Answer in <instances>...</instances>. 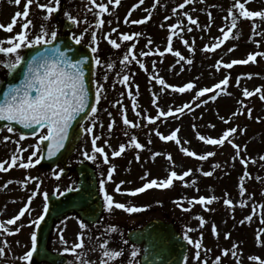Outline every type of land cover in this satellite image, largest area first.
<instances>
[{"label": "rangeland", "instance_id": "1", "mask_svg": "<svg viewBox=\"0 0 264 264\" xmlns=\"http://www.w3.org/2000/svg\"><path fill=\"white\" fill-rule=\"evenodd\" d=\"M48 2L49 0H36L29 6L30 16L28 18L33 21L29 28L30 36L39 34L42 25L46 26L49 31L56 30L58 23L54 14L51 19L45 20L46 10L37 6L38 3ZM97 2L107 3L108 0H97ZM155 2L156 0H144L143 4H139V0H121L118 6L114 3L109 4V12H112L111 17H106L105 25L96 29L94 25L97 10L91 5L90 0H65L66 7L60 15V28L63 29L67 22H71L67 19L66 13L76 17L79 23L73 24L71 34L79 36L83 33L82 41L92 47H97L98 54L107 50L105 53L109 55L108 48L116 50L104 39V34L111 32L112 28H116L117 31L112 33L111 38L117 39V42L122 46L128 41H122L119 38L120 33H141L139 37L129 41L125 47L117 49L116 57L110 54L112 64L121 63L123 55L127 52V47L132 43L138 44L140 52H148L151 49L155 55L151 58H149L150 55L144 57L148 58L151 71L145 76L139 75L138 82L140 83L141 80V85L137 84L133 88L132 99L136 98L137 108L133 109V102L127 104L130 100L128 97L126 104H120L119 101L112 103L111 115L105 113L103 115L102 108L98 107V112L92 113L84 123V129L93 124L95 127L92 133L85 131L74 154L69 157L71 171L67 176H60L59 179L53 176V170L59 171L62 168L60 165L48 170H44L37 164L30 169L14 166L7 172L0 171V215L2 216L0 221H6L7 218L10 219L18 215L19 208L28 203V197L33 195L34 190H38L29 205V211L17 221L16 225L7 226L10 232H14V229L19 226H22L21 230L15 234L0 233V247H4L5 240L8 242L5 254L0 256V264H9L8 262L11 261L13 264H27L20 257L28 250L31 233L36 230L31 221L39 217L44 209L45 200L42 193L45 191L49 194L59 193L68 187L75 186L77 175L72 170L82 160L90 162L95 167L99 176V186L100 181L105 180L106 188L110 194L114 195L116 201L141 207L143 210L128 213L115 209L110 213L104 209L101 220L95 225H89L84 230L80 228L78 222L80 217L76 213L68 214L55 222L49 246L54 251L65 254L68 259L66 264H101L105 259L101 247L105 239L109 241V250L122 252V255L110 261V264H140L142 248L131 244L126 238V233L129 229L140 227L154 218L173 222L183 236L185 231L191 229L189 236L193 241L200 239L201 233L203 234L200 259L195 258L194 244L188 243L189 251L185 264H203L205 258H207L208 264H215L217 256L221 257V264H259V261L249 259L253 255L264 259V243H257V232L264 229V222L261 220V217L264 216V208L261 207L264 205V160L260 159L261 156H264V100L258 93L251 97L243 95L244 88L253 92L256 88L264 89V57L257 56L256 62H249L244 66L233 65L228 70L224 67L219 70L216 68L217 61L222 60L226 64L234 59H246L250 53H264V20L260 18H255V20L240 19L237 29L233 30V38L225 41L215 51L205 52V45L215 43V39L223 35L220 31L221 27L230 24V21H225L224 17L228 15V10L233 6L235 0H190V4H186L183 9L178 6L184 0H159V3H156L153 8ZM25 3L26 0H21L19 5L15 3V0H0V23L4 25L11 23L17 11L23 12ZM137 4L139 7L132 11L133 5ZM246 7L249 10L264 11V0H250ZM174 8L177 9L176 13L172 11ZM146 9L148 11H145ZM130 11H132L131 16L128 15ZM149 12H151V17L147 22L131 23L132 20L142 19L149 15ZM184 12H188L197 20V23L190 24L188 18L183 15ZM209 13H211V19H209ZM126 17L128 23H125ZM165 17L171 18L166 20ZM108 21L111 23L109 24ZM178 21L183 22L184 31L180 36H173V49L174 51L178 50L184 57L190 58L191 64L187 63V59L177 63L179 58L174 55V52H165L163 56L155 52L157 47L161 51L167 47V37L171 34L168 25ZM23 22L17 18L12 32L0 29V41H6L8 37L20 32ZM254 22L257 25L256 32L260 34L253 33ZM207 25L210 27H206ZM189 27H191V31H188ZM153 28H155V32ZM94 31L97 34L98 43L92 40ZM177 31L179 30L177 29ZM153 32L155 36H153ZM147 38H151V45L148 44ZM182 40H188L194 51H190ZM4 46L8 45L5 43ZM230 48L233 49L231 52H229ZM23 51L24 49L20 54ZM14 58V55L8 57L0 54V61L7 62ZM148 60L146 61L148 62ZM153 62H155V67L152 68ZM173 65L175 67H171ZM99 66L100 77L98 79L97 70L99 67L95 64V74L97 75L95 85L96 87L98 84L103 85L102 106H104L109 103L112 95L120 98L119 89L126 84L119 82L123 76H119L118 71H114L112 68L111 73L107 74V69L103 70L101 64ZM134 66L136 65L134 64ZM9 72L10 70L6 66L0 65V82ZM226 73H232V79L229 80L226 91L220 92L215 100L209 99L214 93H207L205 97H196L193 100L194 104H190L191 110L185 108L183 115L177 113L167 118L161 117L155 123H148L147 116H157L159 109L167 111L169 108L175 109L189 104L190 98L194 95L192 91L180 93L162 88L159 83L151 79L152 76L159 75L165 79L167 84L177 86H183L192 81L196 84L192 90L199 91L203 87H212L222 80ZM246 73H252V78L244 76L237 85V78ZM105 75L108 76L107 80L104 79ZM154 96L159 98L156 100V104L153 103ZM201 101H207V103ZM240 101H243L245 107L241 106ZM118 109L119 116L113 115L112 111L116 112ZM124 109L127 110L128 118L138 123L140 127L132 128L123 123L122 112ZM248 109H251V117L248 115ZM137 113L140 115L137 116ZM233 113L238 114L233 115ZM220 117H224V120H221ZM113 120L115 124L109 131V124ZM194 125L195 127H193ZM211 125H215V127L213 128ZM232 127L237 128L232 142L241 146L240 156L235 160L232 159L236 155L232 143L226 141L223 146H211L198 139V133L218 138L226 131V128ZM177 128L180 129L177 133L181 141L179 145L174 141H164L156 134L158 130L164 135H169ZM2 129L0 131V161L8 160L10 162L11 155L18 148L16 141L20 139V134L17 131L8 132L7 127ZM46 131L47 129L43 130L45 133ZM93 135L100 137L98 145L104 146L105 140L111 145L110 148L105 146V150L109 153L110 163H105L102 156H99L95 161L88 160L84 156L85 151L89 153L92 151ZM133 135L145 145V148L139 150L134 146H129L121 156L112 157L111 152L118 150L121 143L127 144ZM6 136L10 138L8 141L4 140ZM37 140L38 136H28L20 141L19 147L27 148V151L23 153L25 161L33 151L28 146L35 145ZM181 147H188L197 153L214 151L216 155L209 157L206 161H201L185 155L181 151ZM137 152L140 153L139 161L136 160ZM157 152L161 155L153 159V153ZM168 153L173 156L175 171L183 173L188 169L193 170L192 174L185 178L188 186L177 180L171 188H152L135 196L115 192L116 185L121 181H125L120 184L122 190L141 187L146 182L141 179L145 172L149 173L147 180L167 178L173 169V163L166 158ZM241 158L249 160L247 172L250 173V177H245L246 169L241 163ZM35 159L36 157L33 158V160ZM111 164L116 165V171L113 173L112 181H107V173ZM216 164H219L220 167L213 171V166ZM200 169L213 171V175L206 177ZM26 176L37 179L28 182L25 188L19 182L24 181ZM241 177H244L246 188L243 196L239 189ZM9 180H12L13 183L8 184L7 188L3 187ZM193 180L196 181L195 185L191 183ZM101 195L103 199L102 192ZM200 195H214L218 198L208 206L212 210H205V207L200 204H189L191 198ZM40 196H42V200H40ZM182 197L188 198L183 200V208L177 203ZM225 198L232 199L234 207L225 205ZM241 201H247V204L241 206ZM188 208L191 210H184ZM249 215H252V220H245V217ZM4 216L7 218H3ZM199 216H203L206 220L203 227L200 226ZM242 220H245L243 224L240 223ZM213 224L217 228L218 236L213 233ZM112 226H115L118 231L112 232L110 230ZM82 231L84 247L78 249L76 253L64 252V248H70L74 243L79 242L77 234ZM225 233H230V236L225 238ZM61 234H63V239H61ZM260 239L264 241V232H261ZM234 244L236 245L235 249H233ZM223 249H229L228 256L222 255ZM134 250L137 251L135 257L131 255ZM233 250L236 251V256L231 255ZM32 264L48 263L32 261Z\"/></svg>", "mask_w": 264, "mask_h": 264}, {"label": "snow or ice", "instance_id": "2", "mask_svg": "<svg viewBox=\"0 0 264 264\" xmlns=\"http://www.w3.org/2000/svg\"><path fill=\"white\" fill-rule=\"evenodd\" d=\"M21 0H15V3L19 5ZM36 0H26L25 7L23 12L17 11L12 19V22L4 25L0 23V29H4L8 32H12L14 26L17 23V18L24 21L21 25V31L16 33L13 36L7 38L6 41H0V54H4L5 56L11 57L14 55V60L9 59L7 62L0 61V65H4L7 69L11 72H14L19 65H21L22 61H24L25 57L22 56L21 50L28 49V48H35L36 46H42V51H37L35 55L31 56V60L27 62L26 72L23 74V79L20 80L19 83L9 84L7 86V90L3 91V98L0 99V120L9 122L7 125V131L13 132L15 131L14 125H22L23 128L29 129V132H21L20 139L16 141L18 148L16 152L11 155L10 162L8 160L0 161V171L7 172L12 167H20L23 169H30L35 165L39 164L41 160L45 157L52 158L56 156L60 151L65 147L66 142L69 139L70 131L72 129L73 123L77 121V118L81 116V113H85L86 109H89V84L86 80V69L85 63L89 59L88 56H84L81 59H73L70 55H68L69 49L62 50L59 46L54 45L53 42L57 40V31L52 30L49 31L46 26H41V31L39 34L34 36H30L29 28L33 24V21L29 19L30 10L29 6L35 3ZM121 0H108L107 3L105 2H97V0H90L91 5L95 7L97 10V19L95 22L94 27L96 29L102 28L105 24V20L103 19L106 13H109V4L119 5ZM190 0H184L183 3L179 4V8L183 9L186 4H188ZM250 0H235V3L231 8L228 10V15L224 17L225 21H230V24H226L224 27H221L220 31L223 33L221 37L215 39V43L211 45H205L204 51H215L216 49L220 48V46L230 38H233V30L237 29L238 21L240 19H252L260 18L264 20V11L260 10H249L246 7ZM144 0H139V4H143ZM156 3H159V0L153 4V8H155ZM139 4L133 5L132 11L139 7ZM37 6L40 9L46 10V15L44 17L45 20L51 19L52 15L58 12L61 8V0H49L48 3H38ZM132 11L128 13L131 16ZM145 11H148L147 9ZM173 13H176L177 9L172 10ZM184 16L188 18L190 24H196L197 20L194 19L188 12L183 13ZM209 19H211V13L208 14ZM67 19L71 21L73 24L79 23L78 19L72 16L69 13H66ZM151 17V12L149 15L143 17L142 19L132 20V24H142L147 22ZM171 17H165V19H170ZM86 22V21H85ZM128 18H125V23H128ZM110 24L111 21H108ZM163 27V25H161ZM169 29L171 30V34L167 37V47L161 51L160 48H156L155 52L159 53L160 56H163L165 52L173 53L176 57L179 58L177 63L182 60L187 59V63L191 64L192 60L190 58L184 57L178 50L174 51L173 49V36H180V34L184 31L183 22L178 21L175 24L168 25ZM206 27H210L207 25ZM177 29L179 31H177ZM226 29V30H225ZM257 25L253 23V33L260 34L256 32ZM191 27L188 28V31H191ZM117 31L116 28H112L111 32L104 34V39L110 43L116 49L121 47V44L117 42V39L111 38L112 33ZM141 33L136 32L132 34L128 33H120L119 38L122 41H132L134 38L139 37ZM182 38V37H181ZM83 39V33L79 36L73 35L72 40L75 44H80ZM92 40L97 42V34L94 31L92 33ZM182 42L189 47L190 51H194V49L189 45L188 40H182ZM5 43L8 46H4ZM148 44L151 45V39L148 40ZM235 47V46H234ZM136 48V44L132 43L127 52L123 55V59L121 61L122 65L127 67L129 63L133 60L139 64V66L148 71L147 67L141 60H137L134 49ZM233 49L230 48L229 52ZM91 51L93 54L97 53V47H91ZM149 52H140V56H147ZM257 56L264 57V53L257 52V53H250L247 55L246 59H234L229 63H224L222 60L217 61L216 68L219 70L221 67L231 69L233 65H246L249 62H256ZM131 57V59H130ZM95 64L99 66L101 64V59L99 56L95 58ZM108 69H112L114 65L112 63H108L106 65ZM153 67H155V62H153ZM175 67V65L171 66ZM252 73L242 74L241 77L237 78V85L240 83V79L246 76L247 78H252ZM104 79L107 80L108 76L105 75ZM152 80H155L159 83L162 88L171 89L173 91H178L180 93H184L186 91H191L196 87V84L192 81L185 83L183 86H177L172 84H167L165 79L159 75H154L151 77ZM230 74L226 75L222 80L218 83L214 84L212 87H203L200 88L197 92V98L203 97L206 93H214L209 97L211 100H215L220 92H225L226 87L229 84ZM122 84H128L129 76L124 75L122 79L119 81ZM138 88V86H137ZM102 89L103 85H97L96 92H95V101L98 104L102 98ZM260 94V98L264 100V89L256 88L253 91H249L248 88H244L243 95L245 97H251L254 94ZM129 95H132L131 88H129ZM230 94V93H228ZM159 99L158 97L154 96L153 103L156 104V100ZM202 103H207V101H201ZM242 107H245L243 101H240ZM133 109L137 108L138 105L136 104L135 100L132 103ZM159 108V106L157 105ZM199 107V105H197ZM188 108L191 110L190 104H185L182 107H178L175 109L169 108L167 111L163 109H159V113L157 116H147L146 119L149 124L155 123L157 120H160L161 117L167 118L169 116H174L175 114L179 113L180 115L184 114V109ZM91 113L96 114L98 112V108L93 106L90 108ZM238 113H233L236 115ZM243 114V113H239ZM111 115V113L109 114ZM140 113H137L139 116ZM248 115L251 117V109H248ZM122 119L125 125L131 126L133 128H138L140 125L138 123L133 122L131 119L128 118L127 110L124 109L122 112ZM221 120H224V117H220ZM230 119V118H229ZM115 121L109 124V131H111L112 127L114 126ZM95 124L91 127H87L84 131L88 133L93 132V128ZM195 127V125L193 126ZM211 127H215V125H211ZM44 129H47L46 133L43 132ZM3 129H0L2 131ZM180 131L179 128L172 131L169 135H164L163 133L156 131V134L160 137V139L164 141H174L176 144H181L180 139L178 138L177 133ZM237 132L236 127L228 128L226 131L223 132L221 136L218 138H214L212 136H205L201 134L198 135V139L200 141L205 142L207 145L211 146H223L226 141L232 143V147L235 149L236 155L232 157L235 160L237 157L240 156L241 146L232 142L233 135ZM127 135V133H125ZM28 136H38L37 143L35 145H29V148H32L33 151L28 156L27 160L23 158V153L27 151V148H20L19 144L20 141L24 140ZM9 137H4L5 141H8ZM100 139L99 136L93 135L92 136V151L91 153L85 151L84 156L88 160L95 161L99 156L103 157V161L105 163H110L109 153L105 150V146L111 147L109 142L105 140L104 146L98 145V140ZM47 142V143H45ZM151 143V141H149ZM129 146H134L136 149L143 150L145 145L141 143L136 136H132L127 144L121 143L119 145L118 150H113L111 152L112 157H119L123 153H125L126 148ZM246 148V146H245ZM181 151L188 156L196 157L201 161H206L209 157H213L216 155L214 151H208L203 154H198L197 152L190 150L188 147H181ZM39 154V155H38ZM161 155V153H153V159L155 157ZM36 157L35 160L33 158ZM167 160L173 163V169L170 171L167 178L158 179L153 178L151 180H147L149 175L148 172H145L144 176L141 177L142 180H146V182L141 186L135 189H127L122 190L120 184L125 183V181H121L120 184L116 185L115 192L120 194H131L133 196L144 193L146 190L152 188L158 189H167L171 188L174 185L175 181H180L188 186L187 181L185 180L186 177H189L193 170L188 169L183 173H178L175 171L173 156L171 153L167 154ZM261 160H264V156L260 157ZM136 160H140V153L137 152ZM255 162V161H252ZM241 163L245 166V177H250V173L247 172V166L249 164V160L241 158ZM7 165V167H5ZM220 167L219 164L213 166V171L215 168ZM63 169H59V171L53 170V176L56 179H59L60 176L63 174ZM116 171V165L111 164L109 171L107 173V181H112L113 173ZM202 174L206 177L212 176L213 171H203L200 169ZM37 178L26 176L24 181H20L25 188L27 187L28 182L31 180H35ZM259 179V177H257ZM13 183L12 180H9L3 187L7 188L8 184ZM192 185L196 184V181L193 180ZM106 181H100V190L103 193V200H104V207L108 212H112L115 209L124 210L128 213H135L142 211L141 207L133 206L130 204H126L124 202L116 201L113 194H110L108 189L106 188ZM240 193L243 196L246 192V188L244 186V177H241V181L239 184ZM66 192L73 191V188L69 187L65 190ZM197 191L199 189L197 188ZM38 190H34L33 195L28 197V203L25 204L24 208H22L18 215L7 219L6 221H0V233L3 234H15L21 230L22 226L16 227L14 232H10L7 226L16 225L17 221L20 220L21 217L25 215L26 212L29 211V205L31 204L34 196L37 194ZM64 192H61L60 195H64ZM43 198L45 200V205L43 209V213L37 217L35 220L31 221V224L34 225L36 228H39L41 222L45 219L49 211V206L47 204L49 193L43 192ZM188 199L187 197H182L177 203L183 208V200ZM218 198L216 196H204L200 195L198 197H193L189 201L190 205L200 204L201 206L205 207V210H212L208 206L216 201ZM224 204L229 207H234V202L232 199L225 198ZM247 204V201H241V206ZM146 207V206H145ZM264 208V205H261ZM185 211L191 210L190 208L184 209ZM67 219V218H66ZM200 221V226L203 227L206 223V220L203 216L198 217ZM245 220L251 221L252 215L245 217ZM245 220L240 221L241 224L245 222ZM262 222H264V216L261 217ZM80 228L82 230L88 228V224L84 222L83 219L79 221ZM112 232H117L118 229L115 226H112L110 229ZM213 233L218 236V231L216 226L213 224ZM189 229L185 231L184 238L188 241L189 244H194L196 253L195 258L197 260L201 257V250H202V238L203 234L201 233V238L193 241L191 236H189ZM261 232H264V229L259 230L257 232V243L262 244L264 241H261L260 236ZM230 233H225V238H228ZM78 243H74L72 247L64 248V252H72L76 253L78 249H82L84 247V234L83 231L77 234ZM31 248L28 250L24 255L20 257L21 260L26 261L27 264H32L33 256L35 253L38 252V235L36 231L31 233ZM61 239H63V234H61ZM125 243H127L125 241ZM7 240L4 241V247H0V256L5 254V248L7 247ZM109 241L104 240L101 247L103 249V257L105 259L102 260L101 264H110V261L118 258L122 255L121 251L118 250H109L108 248ZM236 248V245H233V249ZM131 255L135 257L137 255V251H132ZM223 256L229 255V249L222 250ZM231 255L236 256V251H232ZM79 258V257H78ZM251 261H259V264H264V259H261L259 256L253 255L249 258ZM203 264H208L207 258L203 260ZM215 264H221V257L217 256L215 258Z\"/></svg>", "mask_w": 264, "mask_h": 264}, {"label": "water", "instance_id": "3", "mask_svg": "<svg viewBox=\"0 0 264 264\" xmlns=\"http://www.w3.org/2000/svg\"><path fill=\"white\" fill-rule=\"evenodd\" d=\"M53 43L62 50L69 49L68 55L73 59H81L84 56L89 57L85 63L86 80L89 84V109H86L85 113H81V116L73 123L69 139L60 153L50 159L45 157L41 160V165L45 168L61 162L64 165L65 174L67 158L73 152L76 143L82 135V129L79 125L89 115L91 112L90 108L93 106L95 95L92 84L93 58L91 50L88 47H85L81 43L75 44L68 36L64 38L57 37V40ZM37 51H42V46L28 48L21 65L0 83V99L3 98V91L7 90L9 84L19 83L23 79L27 62L31 60V56L35 55ZM8 123L7 121L0 120V127ZM14 128L20 132L30 131L18 124H15ZM76 170L79 175L78 188L71 192H66L64 195L52 196L51 198V208L38 231V252L34 255L37 261L46 260L53 264H62L65 261L64 257L50 252L46 247L53 222L56 219L69 211L79 212L84 219L90 222L97 221L101 215L103 209L102 201L98 193L97 179L93 168L86 163H82L77 166ZM129 237L132 241L144 245L143 264H182L184 262L187 252L186 243L171 225L160 220H154L148 223L141 231L132 232Z\"/></svg>", "mask_w": 264, "mask_h": 264}]
</instances>
